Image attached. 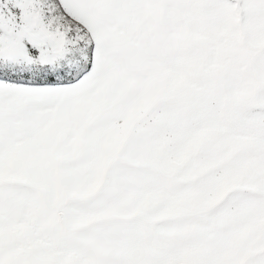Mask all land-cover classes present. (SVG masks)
Listing matches in <instances>:
<instances>
[{"label": "snow or ice", "instance_id": "obj_1", "mask_svg": "<svg viewBox=\"0 0 264 264\" xmlns=\"http://www.w3.org/2000/svg\"><path fill=\"white\" fill-rule=\"evenodd\" d=\"M0 264H264V0H0Z\"/></svg>", "mask_w": 264, "mask_h": 264}]
</instances>
